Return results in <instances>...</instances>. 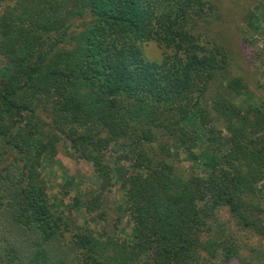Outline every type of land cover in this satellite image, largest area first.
I'll list each match as a JSON object with an SVG mask.
<instances>
[{"label": "trees", "instance_id": "16d2710c", "mask_svg": "<svg viewBox=\"0 0 264 264\" xmlns=\"http://www.w3.org/2000/svg\"><path fill=\"white\" fill-rule=\"evenodd\" d=\"M213 8L210 0H0V264H215L243 249L242 264H264V249L238 239L264 238L255 199L264 111L236 104L245 84L198 31ZM152 47L157 59L146 56ZM61 139L92 165L100 192L113 185L110 146L133 149L136 172L118 197L131 243L98 238L52 209L41 163ZM200 141L209 167L181 171ZM205 196L227 221L207 223Z\"/></svg>", "mask_w": 264, "mask_h": 264}, {"label": "rangeland", "instance_id": "374dc122", "mask_svg": "<svg viewBox=\"0 0 264 264\" xmlns=\"http://www.w3.org/2000/svg\"><path fill=\"white\" fill-rule=\"evenodd\" d=\"M210 1L214 8L206 10L200 18L198 31H202L209 42L218 44L227 52L231 74L240 77L245 84L246 95L239 96L236 104L242 109L254 104L264 111V0ZM79 24L80 21H76L74 28ZM159 55L154 47L146 50L149 58L157 59ZM5 69L6 64L0 57V74ZM242 104H246L245 107ZM69 146L67 140L61 139L56 145V153L46 154L42 159L41 174L52 209L75 216L78 224L88 226L98 238L111 236L131 243L133 224L120 209L118 197L124 190L126 176L136 172L133 168V149L120 144L110 146L115 152L110 156L113 185L109 190L100 192V179L92 165L76 159ZM192 150L198 156L197 160H185L179 169L202 175L205 170L203 164L206 163V168L210 165V153L202 141ZM255 199L263 208L264 218V181L258 184ZM87 206L94 207L92 213L87 212ZM199 206L208 224L228 219L227 210L213 206L208 196L199 202ZM238 239L247 244L248 250L264 249V238L250 231L240 232ZM239 254L240 257L219 253L214 259L215 264H242V259L250 258L245 249Z\"/></svg>", "mask_w": 264, "mask_h": 264}]
</instances>
